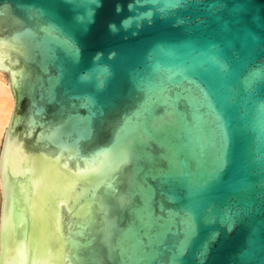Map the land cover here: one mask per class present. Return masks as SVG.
<instances>
[{
	"label": "water",
	"instance_id": "1",
	"mask_svg": "<svg viewBox=\"0 0 264 264\" xmlns=\"http://www.w3.org/2000/svg\"><path fill=\"white\" fill-rule=\"evenodd\" d=\"M0 71V264H264V0H0Z\"/></svg>",
	"mask_w": 264,
	"mask_h": 264
},
{
	"label": "bare ground",
	"instance_id": "2",
	"mask_svg": "<svg viewBox=\"0 0 264 264\" xmlns=\"http://www.w3.org/2000/svg\"><path fill=\"white\" fill-rule=\"evenodd\" d=\"M14 107V97L7 75L0 71V154L1 146L10 122ZM2 200V184L0 180V202Z\"/></svg>",
	"mask_w": 264,
	"mask_h": 264
},
{
	"label": "rangeland",
	"instance_id": "3",
	"mask_svg": "<svg viewBox=\"0 0 264 264\" xmlns=\"http://www.w3.org/2000/svg\"><path fill=\"white\" fill-rule=\"evenodd\" d=\"M0 205H1V202H0Z\"/></svg>",
	"mask_w": 264,
	"mask_h": 264
}]
</instances>
